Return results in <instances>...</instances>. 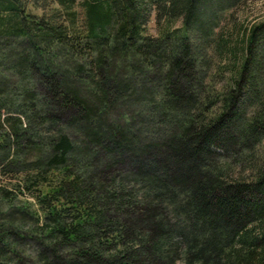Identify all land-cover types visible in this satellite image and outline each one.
<instances>
[{
	"label": "trees",
	"instance_id": "1",
	"mask_svg": "<svg viewBox=\"0 0 264 264\" xmlns=\"http://www.w3.org/2000/svg\"><path fill=\"white\" fill-rule=\"evenodd\" d=\"M247 1L0 0V264H264Z\"/></svg>",
	"mask_w": 264,
	"mask_h": 264
},
{
	"label": "rangeland",
	"instance_id": "2",
	"mask_svg": "<svg viewBox=\"0 0 264 264\" xmlns=\"http://www.w3.org/2000/svg\"><path fill=\"white\" fill-rule=\"evenodd\" d=\"M264 19V0H248L244 5L232 11V16L228 18L227 25L247 27ZM156 25L154 15H151L147 23V31L151 34H156Z\"/></svg>",
	"mask_w": 264,
	"mask_h": 264
}]
</instances>
